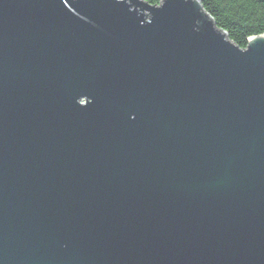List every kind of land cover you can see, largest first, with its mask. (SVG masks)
Returning <instances> with one entry per match:
<instances>
[{"label":"water","instance_id":"1","mask_svg":"<svg viewBox=\"0 0 264 264\" xmlns=\"http://www.w3.org/2000/svg\"><path fill=\"white\" fill-rule=\"evenodd\" d=\"M201 0H0V264H264V33Z\"/></svg>","mask_w":264,"mask_h":264},{"label":"trees","instance_id":"2","mask_svg":"<svg viewBox=\"0 0 264 264\" xmlns=\"http://www.w3.org/2000/svg\"><path fill=\"white\" fill-rule=\"evenodd\" d=\"M157 5L160 0H144ZM216 25L241 48L248 38L264 33V0H201Z\"/></svg>","mask_w":264,"mask_h":264}]
</instances>
